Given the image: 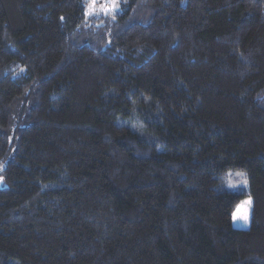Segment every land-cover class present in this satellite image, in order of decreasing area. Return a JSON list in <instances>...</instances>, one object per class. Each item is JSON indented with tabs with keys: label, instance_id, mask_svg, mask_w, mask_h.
<instances>
[{
	"label": "trees",
	"instance_id": "obj_1",
	"mask_svg": "<svg viewBox=\"0 0 264 264\" xmlns=\"http://www.w3.org/2000/svg\"><path fill=\"white\" fill-rule=\"evenodd\" d=\"M89 2L0 0V264H264V0Z\"/></svg>",
	"mask_w": 264,
	"mask_h": 264
},
{
	"label": "rangeland",
	"instance_id": "obj_2",
	"mask_svg": "<svg viewBox=\"0 0 264 264\" xmlns=\"http://www.w3.org/2000/svg\"><path fill=\"white\" fill-rule=\"evenodd\" d=\"M113 2L117 5L118 0H95V3L92 4V0L88 3V11L95 12H111L117 7H112ZM91 5V7H90ZM111 9L110 11H105L104 9ZM221 187L225 190L235 192V193H246L248 190V182L245 172L238 170H228L221 176ZM251 201L249 196H245L241 199L239 203L234 206V209L231 214L232 226L235 228L245 229L249 226L250 223V209L251 204H245V201ZM252 203V201H251ZM239 209V214L234 218V213ZM247 216L245 220L243 217Z\"/></svg>",
	"mask_w": 264,
	"mask_h": 264
},
{
	"label": "snow or ice",
	"instance_id": "obj_3",
	"mask_svg": "<svg viewBox=\"0 0 264 264\" xmlns=\"http://www.w3.org/2000/svg\"><path fill=\"white\" fill-rule=\"evenodd\" d=\"M94 3H95V0H92V4H94ZM90 7H91V5H90ZM112 7H113V8H114V7H117V5L113 2ZM104 10H105V11H110L111 9L106 8V9H104ZM244 203H245V204H251V201H250V200H249V201H245ZM237 214H239V209H237V212L234 213V218L236 217ZM243 218L246 220V219H247V216L245 215Z\"/></svg>",
	"mask_w": 264,
	"mask_h": 264
}]
</instances>
